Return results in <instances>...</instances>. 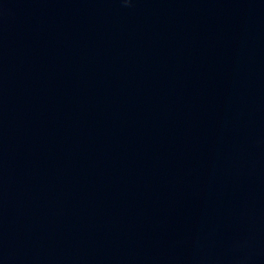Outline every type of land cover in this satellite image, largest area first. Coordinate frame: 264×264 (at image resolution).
<instances>
[{"label": "water", "instance_id": "1", "mask_svg": "<svg viewBox=\"0 0 264 264\" xmlns=\"http://www.w3.org/2000/svg\"><path fill=\"white\" fill-rule=\"evenodd\" d=\"M0 264H264V0H0Z\"/></svg>", "mask_w": 264, "mask_h": 264}]
</instances>
